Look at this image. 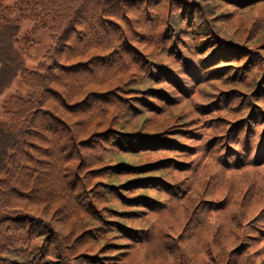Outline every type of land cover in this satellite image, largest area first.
<instances>
[{"label": "trees", "instance_id": "1", "mask_svg": "<svg viewBox=\"0 0 264 264\" xmlns=\"http://www.w3.org/2000/svg\"><path fill=\"white\" fill-rule=\"evenodd\" d=\"M262 14L264 0H0V96L16 77L30 91L2 107L0 264H121L150 242L160 195L183 227L130 264H192L217 214L232 220L201 230L205 264H264L245 233L264 222ZM39 31L50 46L27 69ZM215 169L234 209L203 190Z\"/></svg>", "mask_w": 264, "mask_h": 264}, {"label": "rangeland", "instance_id": "2", "mask_svg": "<svg viewBox=\"0 0 264 264\" xmlns=\"http://www.w3.org/2000/svg\"><path fill=\"white\" fill-rule=\"evenodd\" d=\"M262 15L264 17V14ZM21 27H22V30L25 31L31 27V24L24 23L22 24ZM33 38H34L36 45L28 52H22V55L25 61V66L27 69L33 68L50 46L49 34L47 31H39L34 35ZM15 97L30 98V91L21 84L19 77H16L12 85L10 86V88H8L0 96V120L1 121L4 120L3 109H2L4 103H7V101L10 98H15ZM198 164H199L198 160H193L190 166L191 169H189L190 172L188 174V178L190 179V182H191L190 187H192L193 184H195L193 182L197 180L198 177H200V173L202 172L203 167H198ZM222 173H223L222 170L215 169V171L212 173L214 175L212 176L213 177L215 176L216 180L213 182L212 185L211 184L205 185L203 190L206 191V196L208 197H213V196L217 197V195L218 197L226 196L223 199L222 204L217 205V207L224 208V207L229 206L232 209H234V205L232 204L233 200L230 199V196L228 195L229 191H227L228 186L230 184V181L228 180H231V178L227 180L225 178H222ZM261 176L264 177V169L261 170ZM254 180H255V177H254ZM254 180L251 182L252 184ZM152 195L154 197H157L158 194L154 192L152 193ZM158 199H160V202L165 203V206L155 212L154 218L152 217V224L151 226H149L150 229L148 230L150 242L145 241L143 243L144 248L141 249V252H139L140 254L137 253L139 255H136V254L134 255H128V254L122 255L121 254L120 256L117 255L115 258L117 262H121V264H130L129 261H133V260L143 262L142 259L144 258V254L146 251L145 249L147 248L150 249L154 246H158L159 244L161 245V241H162L161 233L163 232L162 230H165L169 227H173L172 232H177L183 227V217H182V214H180V211H178V208H177L178 203L175 202L176 199L175 198L170 199L169 197L167 198L166 196L164 197L162 195H160ZM207 210L209 211V207L207 208ZM206 214L202 216V220L206 217ZM230 220L232 219L225 220L222 215L217 214L209 218V221H208L209 224L203 221V224L205 227L203 228L201 226V228H199L194 233L193 235L194 237L189 240L191 241V246L193 248H198V250H196V254L191 255L192 264H205L206 262L205 261L206 259L202 257L203 252L199 251L206 237V236H201V230H205V229L208 230V227H209V229H212V231L217 230L221 234H228L227 227H229L230 225ZM245 233L248 234L249 236L251 235L252 237L261 236L262 241L260 242L259 246L256 249L258 250L257 253L263 254L264 253V222L247 225L245 227ZM202 237H204V239H202V244H200L198 240L201 239ZM257 241L258 239L254 238L253 245ZM143 260H145V258ZM148 260L150 261V264H163V261L161 260V257L159 256L157 258L150 257ZM263 262L264 260L262 261V263Z\"/></svg>", "mask_w": 264, "mask_h": 264}]
</instances>
